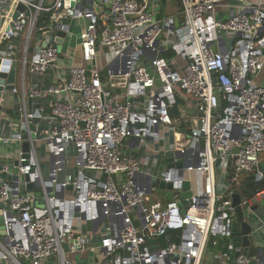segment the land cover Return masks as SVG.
Masks as SVG:
<instances>
[{
	"label": "built area",
	"instance_id": "2783aa9c",
	"mask_svg": "<svg viewBox=\"0 0 264 264\" xmlns=\"http://www.w3.org/2000/svg\"><path fill=\"white\" fill-rule=\"evenodd\" d=\"M173 1L181 8L168 14ZM77 31L81 64L69 53L60 64L59 34L64 48ZM0 32L22 48L21 132L4 140L30 141L18 174L36 185L22 193L8 181L12 163L1 166L0 209L15 222L0 242L1 262L79 264L68 255L89 253V264H204L208 256L228 264L239 253L233 264H264V247L250 256L234 246L232 206L246 177L264 183V84L255 83L264 70V0H0ZM13 58L0 51L2 61ZM30 100L40 101L34 112ZM178 102L196 116L173 119ZM37 143L51 160L47 179ZM165 151L181 155L172 167ZM161 162L160 174L149 168ZM69 168L73 181L61 176ZM195 175L204 190L192 188L183 214V184ZM158 190L172 199H154ZM262 197L264 187L242 195L241 206Z\"/></svg>",
	"mask_w": 264,
	"mask_h": 264
},
{
	"label": "water",
	"instance_id": "95a60500",
	"mask_svg": "<svg viewBox=\"0 0 264 264\" xmlns=\"http://www.w3.org/2000/svg\"><path fill=\"white\" fill-rule=\"evenodd\" d=\"M20 11H24V7L22 5L19 6ZM15 18V16H14ZM11 27L7 26L6 27V32H10ZM12 36V34H10ZM66 35L65 33H60L59 38L57 39V42L59 44L58 49L59 52H62L63 45H64V39ZM6 39V37H5ZM0 64L3 65L1 67V73H0V113H6V114H11L12 111L8 110L6 108V98L8 94V80L11 75V64L12 61L9 60H4L2 61L0 59ZM15 115L18 114V112L14 113ZM25 126L23 127V130H25ZM29 129L31 132L36 130V127L31 124L29 126ZM24 139H29L28 134H24ZM32 139H34V135H32ZM24 152H28L30 149V141H25L22 147ZM181 155L173 152V151H165L163 153V161L165 164L168 165V167H172L174 164L175 157H180ZM12 163L13 167L11 168V171L14 173L15 177H9L8 181L11 182L12 186L14 188H19L21 185V192L25 193H33L35 191L36 185L34 183H31L30 177L28 175H20L18 174V165L19 162L18 160L10 162ZM4 161L0 162V168L1 166L5 165ZM178 167H181V163H177ZM149 181H152V177L150 175L147 176ZM27 183V185H25ZM160 188L161 189H172V184L166 185L163 181L160 182ZM193 184L191 181H185L183 184V191H182V200L184 201V206L185 210L183 211V214L186 213V210L191 206V198L194 195V191L192 190ZM49 190H51L49 188ZM64 196V193L62 194V198ZM229 198L226 197L225 201H228ZM242 203V195L240 194L239 191H236L235 194L232 197V206L235 208L236 211V222L233 225V242L234 246L237 248H242L245 253H248L250 256H254L256 252V235L258 228L256 226V222L254 218L248 216L246 214V210H244L241 206ZM14 221L12 220V215H8V217L5 216L3 210L0 209V237L5 240L7 238V224L9 225H14ZM149 244H156V241H149ZM156 248V247H154ZM239 253H236L235 256H231L230 261L228 264H233V261L235 257H237ZM255 257H253V263L255 264Z\"/></svg>",
	"mask_w": 264,
	"mask_h": 264
},
{
	"label": "crops",
	"instance_id": "0c3cea01",
	"mask_svg": "<svg viewBox=\"0 0 264 264\" xmlns=\"http://www.w3.org/2000/svg\"><path fill=\"white\" fill-rule=\"evenodd\" d=\"M252 1H256V0H252ZM165 9H166L165 11L166 13L173 14L177 12V10L179 9V6L172 3L170 6L168 7L166 6ZM0 51H2L4 54L10 53L12 51V54L14 56L13 59H15L16 61L11 64V67H10L11 71L13 72L15 71V72L13 76H11L12 74L10 75V78L8 80V85H7L8 94L6 98V108L12 111V113L11 114L5 113L4 115L5 117L0 119V162L4 161L5 163H10L18 159L19 152L20 150L23 149L22 147L25 142V141L23 143H19L16 141L6 142L4 140L5 138H10L12 135L21 132L20 121H21V111L23 110L22 94H21L22 83L20 79L22 69H21V64L19 62L22 58L21 43L15 39H8V38L5 39V35L2 32H0ZM72 64L77 65L75 64V62H72ZM78 64L80 65L81 62H79ZM260 76H262L261 78L264 80V70L262 71ZM29 87H31V85L30 86L28 85L27 88ZM14 89H17L18 93H14L13 92ZM39 103L40 101L30 100L28 103L29 104L28 110L30 112H34L36 108V104H39ZM15 112H18V114L15 115L14 114ZM180 115H182V117H185L187 115L190 117H195L196 113L193 109L186 108L184 112L182 111V113H180ZM180 115H178V117ZM132 149H135V144L133 143L132 145L129 143V145H126L125 147V150L127 152H132L131 151ZM40 166H41V174L43 178L47 179L51 171V160H49V163L47 162L46 159L44 161L40 160ZM154 167H155L154 165H151V167L149 168L153 169L152 171H154V169H156ZM196 178H198V175L194 176L193 187L195 189L196 194H201L202 191L204 190L203 185L202 183L198 184V182L195 180ZM261 202H262L261 199H259V201H252L251 207L249 209H245L246 214L254 218L256 222V226L258 228L255 245L257 244V242H259V240H261L263 242L262 244H264V231H262V225L264 223V208L260 207ZM0 242L4 243L5 241L3 240V238L0 237ZM262 244H260V246ZM90 262H91V259H90ZM0 264H4V263L0 261Z\"/></svg>",
	"mask_w": 264,
	"mask_h": 264
},
{
	"label": "rangeland",
	"instance_id": "374dc122",
	"mask_svg": "<svg viewBox=\"0 0 264 264\" xmlns=\"http://www.w3.org/2000/svg\"><path fill=\"white\" fill-rule=\"evenodd\" d=\"M172 3H175V2H172ZM181 6H179L180 8ZM162 13H163V10L160 12V13H157V16L161 17L162 16ZM79 24V23H78ZM75 26V25H73ZM79 28V27H77ZM75 30V29H74ZM76 35H77V38L75 36H73L72 38H70V36L68 35V41L66 43V45L64 46L63 48V55L62 57L60 58V64H63V65H68L66 62H68V60H66L64 57H65V54L69 53V55H72L73 56V59L71 61V64L73 61H75V64L79 65L78 63L81 62L82 60V54H81V48H80V40H79V36H80V31H77L76 32ZM70 63V62H69ZM87 68L91 67L92 65H85ZM105 68V63L103 61L100 60L99 62V69L100 70H103ZM13 71H11V76H13L14 72L12 73ZM262 76H259L258 79L255 80V83L257 84H263L264 83V80L261 78ZM5 113H0V119L1 118H4L5 116ZM37 152H38V155H39V159L41 161H44L45 159L47 160V162L49 163V153L47 151V148L45 146V143H37ZM165 169V166L163 164V162L160 163V166L159 168L156 170L154 169L158 174H160V172L162 170ZM90 175H92V173H90ZM61 176H66V178L70 181H73V178H72V169H66L64 171H62L61 173ZM198 184H201L203 185V180L201 179V177L198 175V178L195 179ZM163 191L161 190H158L156 192V197H154V199H158V200H161V201H170L172 199V196H173V193L172 191L170 190H167V191H164V193H162ZM160 193H162V196L164 197V200L163 198L160 196ZM69 197V196H68ZM261 206L260 207H263L264 208V197H262L261 199ZM262 239V238H261ZM99 242V239L98 238H95L93 239V241L91 242L93 245H96L98 244ZM263 242L261 240H259V242H257L256 244V249H260L262 247H264V244H262ZM260 244H262L260 246ZM92 255H90L89 253H86L84 255H78L76 254L75 256L73 255H68V259L69 260H76L77 263L79 264H89V261L90 259L92 258L91 257ZM204 264H219L217 263L216 261H214L213 259H211L209 256H208V259L206 261H204Z\"/></svg>",
	"mask_w": 264,
	"mask_h": 264
},
{
	"label": "trees",
	"instance_id": "16d2710c",
	"mask_svg": "<svg viewBox=\"0 0 264 264\" xmlns=\"http://www.w3.org/2000/svg\"><path fill=\"white\" fill-rule=\"evenodd\" d=\"M173 2H175L174 4H176L177 6H181L180 1H173ZM164 11H165V9H164ZM172 56L170 55L169 58H171ZM181 105L182 104L180 102H178L176 106L171 107V115H172L173 119H176L178 117V115H180V113H182V109L179 108V106H181ZM263 187H264V183L255 182L254 176L250 175L243 180V184L240 188V191L244 197L253 199L256 196V194L261 189H263ZM228 242H229V240H220V243L222 245L223 244L226 245ZM213 250L218 251L219 248H214Z\"/></svg>",
	"mask_w": 264,
	"mask_h": 264
}]
</instances>
